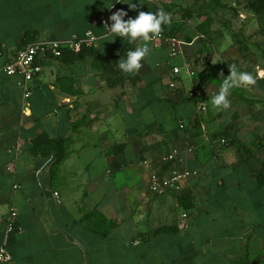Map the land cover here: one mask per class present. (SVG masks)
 Segmentation results:
<instances>
[{
    "label": "crops",
    "instance_id": "1",
    "mask_svg": "<svg viewBox=\"0 0 264 264\" xmlns=\"http://www.w3.org/2000/svg\"><path fill=\"white\" fill-rule=\"evenodd\" d=\"M146 1L119 10L128 12L125 20L155 13ZM113 2L0 0V47L8 56L36 39L98 37L90 48L96 65L90 53L49 57L28 99L20 76L0 72L6 264H264V116L255 108L264 98L252 94L264 90V70L217 111L211 97L231 74V52L219 53L224 74L204 77L208 109L198 114L180 95L187 85L169 84L184 59L208 73L210 55L200 63L187 50L173 59L167 44L152 39L139 72L124 74L117 63L136 45L105 37L102 20ZM51 140L61 145L48 154ZM174 152L181 163L167 162ZM172 168L198 174L179 190L151 193V175ZM13 209L16 231L7 237Z\"/></svg>",
    "mask_w": 264,
    "mask_h": 264
},
{
    "label": "rangeland",
    "instance_id": "2",
    "mask_svg": "<svg viewBox=\"0 0 264 264\" xmlns=\"http://www.w3.org/2000/svg\"><path fill=\"white\" fill-rule=\"evenodd\" d=\"M255 1L259 5H264V0H152V2H146L151 11L157 12L163 9L166 13H171L173 23L167 26L166 35L172 36L178 33V37L183 38L187 43L186 52L187 50L193 52L194 58H197L200 63L203 62V58H207L204 56L205 51L210 55L208 73L201 64L195 65L199 77L198 84L200 83L204 88V77L214 76V79L217 78L216 81H219V75L224 69L222 64H225L219 57V53L222 52H231L229 54L231 57L227 61L230 59V64L244 67L250 74L257 75L260 70H264V13L256 15L249 9L250 4ZM250 23L254 25L251 26ZM177 58L179 59V57L173 59ZM179 65L181 66L182 63ZM184 83L189 84L190 81L186 79ZM259 89L255 88L257 91H253L252 94L262 99L264 90ZM261 103L255 108L261 116H264V105ZM261 132L264 134V129Z\"/></svg>",
    "mask_w": 264,
    "mask_h": 264
},
{
    "label": "built area",
    "instance_id": "3",
    "mask_svg": "<svg viewBox=\"0 0 264 264\" xmlns=\"http://www.w3.org/2000/svg\"><path fill=\"white\" fill-rule=\"evenodd\" d=\"M123 3H116L110 8L107 16L102 20V25L111 26L110 16L119 10V6ZM98 37L93 32H88L84 38L74 37L68 41H54L48 39H36L28 42L24 47L17 51L13 56H8L0 47V72H3L9 77L20 76L22 79L19 82V87L23 90L25 98L32 95L34 82L39 78L43 71L44 62L47 58H60L65 52L78 54L85 48H93ZM153 40H159L169 46L170 58L185 57L187 43L179 38H164L154 36ZM172 81L169 86L172 90H176L184 80L188 79L189 84L181 92V97L186 100L194 101L198 114L205 113L208 109L205 95V90L201 84L196 81L197 71L194 68L193 61L184 59L181 66H176L172 70ZM226 140H221V146H226ZM167 162H179L178 153L174 152L167 156ZM147 164V162H145ZM196 171H191L185 168H172L168 174L153 173L151 175L150 192L154 194H164L169 191L180 189V182L191 176L197 175ZM59 197L58 193L55 194ZM17 211L10 210L6 216V235L16 231L15 221L17 219ZM3 217L0 215V223ZM12 256L5 246H0V264L11 262Z\"/></svg>",
    "mask_w": 264,
    "mask_h": 264
},
{
    "label": "clouds",
    "instance_id": "4",
    "mask_svg": "<svg viewBox=\"0 0 264 264\" xmlns=\"http://www.w3.org/2000/svg\"><path fill=\"white\" fill-rule=\"evenodd\" d=\"M114 3H125L129 5L131 10H136L141 6V0L133 2V0H114ZM109 8V7H108ZM109 8V9H110ZM128 12L117 10L110 16L111 23L109 27L105 23V37H121L129 44H135L134 49L127 51L126 57L121 58L117 67L126 75H134L143 67L142 61L149 55V44L154 36H160L163 32V26H171L173 23L171 13H166L163 9L157 12L139 11L136 18L129 17ZM230 75L224 76L219 86L218 92L211 97V103L217 111H222L230 107L231 101L228 99L231 90L239 89L245 86H251L256 83L253 76L247 71H240L236 64H230ZM223 75V73H221ZM264 76V73H261Z\"/></svg>",
    "mask_w": 264,
    "mask_h": 264
},
{
    "label": "trees",
    "instance_id": "5",
    "mask_svg": "<svg viewBox=\"0 0 264 264\" xmlns=\"http://www.w3.org/2000/svg\"><path fill=\"white\" fill-rule=\"evenodd\" d=\"M250 10L253 13H255L256 15H262L264 13V5H259L257 1L252 2L250 4ZM164 28H165V32L163 30V32L161 34L162 37H164V38H175V37H178V33H176V34H174L172 36H169V35L167 36L166 32H168L167 31L168 27L167 26H163V29ZM179 38H181V37H179ZM67 53H68V55H72V56H74V57H76L78 59L82 58L84 56V54L90 53L94 57V64L96 65L97 62H98V58L96 56V53L94 51H92V49H90V48L88 50L82 51V52H80L78 54H74L72 52H65L64 54H67ZM192 102H194V101H192ZM45 144H46V147H47V153L49 154L50 152H53V150L57 151L59 146L61 145V142L59 140H51V141H49V143H45Z\"/></svg>",
    "mask_w": 264,
    "mask_h": 264
}]
</instances>
